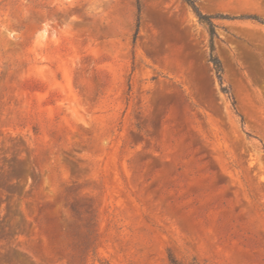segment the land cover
<instances>
[{
    "label": "rangeland",
    "instance_id": "obj_1",
    "mask_svg": "<svg viewBox=\"0 0 264 264\" xmlns=\"http://www.w3.org/2000/svg\"><path fill=\"white\" fill-rule=\"evenodd\" d=\"M192 1L223 84L185 0H0V264H264V0Z\"/></svg>",
    "mask_w": 264,
    "mask_h": 264
},
{
    "label": "trees",
    "instance_id": "obj_2",
    "mask_svg": "<svg viewBox=\"0 0 264 264\" xmlns=\"http://www.w3.org/2000/svg\"><path fill=\"white\" fill-rule=\"evenodd\" d=\"M185 2H187L189 4V6L192 8V10L194 11V13L197 15L199 22L201 24H203L204 26L207 27L209 36H210V47H211V63L213 64L214 70L217 74V77L220 81L221 84H223V79H222V75H223V67L221 64V61L219 60V58L214 54L215 52V39L219 38L218 34H217V24L214 22V19H225V20H233L235 18H231L229 16H217V17H212V16H208L203 14L195 5V2H193L192 0H185ZM255 20L259 21L260 23L264 24V22L262 20H258V18H254ZM138 35V32L136 33V36ZM222 90L225 93H228V89L227 88H222ZM175 264V262H173Z\"/></svg>",
    "mask_w": 264,
    "mask_h": 264
}]
</instances>
